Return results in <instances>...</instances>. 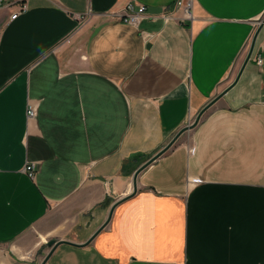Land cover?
Instances as JSON below:
<instances>
[{"label":"crops","instance_id":"1","mask_svg":"<svg viewBox=\"0 0 264 264\" xmlns=\"http://www.w3.org/2000/svg\"><path fill=\"white\" fill-rule=\"evenodd\" d=\"M176 1L0 0V264H264V0Z\"/></svg>","mask_w":264,"mask_h":264},{"label":"built area","instance_id":"2","mask_svg":"<svg viewBox=\"0 0 264 264\" xmlns=\"http://www.w3.org/2000/svg\"><path fill=\"white\" fill-rule=\"evenodd\" d=\"M175 8H178L181 10L182 12V17H177L173 12L172 13H163L161 15V18L163 19V21L167 22L170 20H193V15H192V0H177L175 2ZM27 5L25 2H22L18 5V8L16 9V11L14 13L11 14L10 18L11 20H14L18 15L23 14L27 11ZM114 17L127 24L130 25L132 27L137 28L139 26V24L141 23V21H143L144 19L148 18L149 16L146 13V8L145 6H138V7H134L131 4H128L124 7V9L119 12L114 14ZM255 62L258 66H261L262 64V59L260 54H257L255 56ZM26 115L28 118H32L35 116V109L33 107H31L30 105L27 106V111H26ZM25 171L27 172L28 176L30 178H33L35 175V169L34 166L32 164L27 165L25 167Z\"/></svg>","mask_w":264,"mask_h":264},{"label":"water","instance_id":"3","mask_svg":"<svg viewBox=\"0 0 264 264\" xmlns=\"http://www.w3.org/2000/svg\"><path fill=\"white\" fill-rule=\"evenodd\" d=\"M262 23H264V19H263ZM261 25H262V24H261ZM259 30H260V29H258V31L256 32V34L254 35V38H253V40H252V43H251V46H250V49H249V53H248V55H247V57H246V59H245V63L249 60V58H250V56H251V53H252V50H253V46H254V42H255V38H256L257 33L259 32ZM203 110H205V108H204ZM203 110H202L201 112H203ZM201 112L198 114L197 120L199 119L200 115L202 114ZM197 120H196V121H197ZM186 129H187V127L181 129V130H180V131L174 136V138L172 139V141L169 143L168 147L171 146L172 143H174V142L176 141V139L180 136V134H181L182 132H184ZM159 154H160V153H159ZM159 154H158V155H159ZM158 155H157V156H158ZM143 167H144V166H143ZM143 167H142V168H143ZM139 170H140V169H139ZM107 222H108V221H106V222L104 223L103 226H105V225L107 224ZM59 243H60V241L56 242V241H54V240H51V241L48 242V246H49V247H52V248H51L49 254L46 256V258H45V260L43 261L42 264H45V261L47 260V258L49 257V255L52 253V251L55 249V247H56ZM65 243H67V242H65Z\"/></svg>","mask_w":264,"mask_h":264},{"label":"rangeland","instance_id":"4","mask_svg":"<svg viewBox=\"0 0 264 264\" xmlns=\"http://www.w3.org/2000/svg\"><path fill=\"white\" fill-rule=\"evenodd\" d=\"M43 262V261H42ZM42 264V263H41Z\"/></svg>","mask_w":264,"mask_h":264}]
</instances>
